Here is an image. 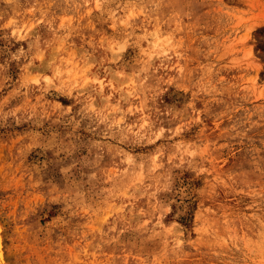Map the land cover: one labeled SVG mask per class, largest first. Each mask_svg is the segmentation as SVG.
Segmentation results:
<instances>
[{
  "label": "rangeland",
  "instance_id": "obj_1",
  "mask_svg": "<svg viewBox=\"0 0 264 264\" xmlns=\"http://www.w3.org/2000/svg\"><path fill=\"white\" fill-rule=\"evenodd\" d=\"M11 201L23 264H264V0H0Z\"/></svg>",
  "mask_w": 264,
  "mask_h": 264
},
{
  "label": "bare ground",
  "instance_id": "obj_2",
  "mask_svg": "<svg viewBox=\"0 0 264 264\" xmlns=\"http://www.w3.org/2000/svg\"><path fill=\"white\" fill-rule=\"evenodd\" d=\"M10 205H12V207H10ZM19 208V201L0 204V264H23L22 262L24 259L22 256L24 254V242L22 239L25 237V233L27 234L28 232L26 227L28 223L24 219L19 218ZM19 224L25 227V229L22 230V227H16V225ZM27 243L28 242L25 244ZM25 259L28 260L27 257Z\"/></svg>",
  "mask_w": 264,
  "mask_h": 264
}]
</instances>
